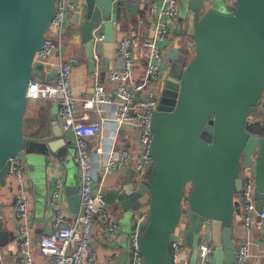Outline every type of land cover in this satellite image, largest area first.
I'll use <instances>...</instances> for the list:
<instances>
[{
	"label": "water",
	"instance_id": "water-1",
	"mask_svg": "<svg viewBox=\"0 0 264 264\" xmlns=\"http://www.w3.org/2000/svg\"><path fill=\"white\" fill-rule=\"evenodd\" d=\"M186 1L184 28L169 55V63L181 58L184 66L177 75L168 73L151 119V164L145 172L149 181L134 182L127 170L123 185L104 198L123 219L146 208L138 230L143 264H173L172 243L182 218L189 264H196L203 243L211 247L210 264H234L235 197L241 189L242 167L249 168L252 157L257 210L263 207L264 123L253 121L255 134L247 125L264 89V0H234L229 14L203 9L201 0ZM70 3L82 9L75 36L91 74L95 64L89 39L103 21V41L96 52L102 74L109 71L116 56L117 30L132 26L138 3ZM54 15L55 0H0V189L6 185L8 159L25 152L43 159L47 167L51 160L62 161L63 151L75 148L59 129L54 104L49 135L40 139L24 135L29 83L33 78L51 81L55 74V69L45 74L43 66L34 63ZM65 194L74 218L78 189L66 186ZM3 232L0 227V241ZM126 260L124 248L118 264Z\"/></svg>",
	"mask_w": 264,
	"mask_h": 264
},
{
	"label": "built area",
	"instance_id": "built-area-1",
	"mask_svg": "<svg viewBox=\"0 0 264 264\" xmlns=\"http://www.w3.org/2000/svg\"><path fill=\"white\" fill-rule=\"evenodd\" d=\"M207 3L208 1L201 0V7L207 9ZM74 8L82 10L80 4H71L70 0H55L54 18L44 43L34 58V63L43 66L45 74L50 68L55 69V74L51 81L33 78L26 95L28 104L47 101L56 105L59 129L63 137L75 145L73 162L79 176V209L74 218L65 215V180L62 176L58 177L50 186L46 201L52 213L51 218L35 242L33 201L29 195V181L23 173V158L19 154L8 159V190L5 197L10 207L6 221L15 235V264H33L35 247L43 264H98L97 256L91 249L95 228H100L108 240H114L120 229L104 198L102 184L94 187L95 173L103 179L112 172L123 176L130 170L131 180L136 182V177L145 173L151 164L150 123L158 106L160 86L176 39L174 30L179 15L178 0L149 1L147 13L152 34L141 43L138 50L126 32L116 37L114 50L117 57L115 56L111 69L105 72L108 85L99 80L102 70L100 57L96 52L98 44L103 41L100 33L103 21L93 28L89 39L95 64L93 87L90 96L82 100V110H79L71 85L72 72L78 59L71 57L63 60L59 55L58 62L48 66V61L63 43L65 31L71 23L70 12ZM138 65H142V71H138ZM257 111L264 117V89ZM107 127L111 128V132L104 138L101 133ZM122 132L125 137L120 141ZM130 140L136 142L134 149L129 144ZM10 178L14 181V191L11 190ZM240 179L241 189L235 200L241 209L242 226L251 231L255 221H259V238L262 244L259 259L260 264H264V196L263 207L259 212L255 199L253 157L249 168L242 167ZM146 216L145 207L133 216L126 264H143L138 250V230ZM184 227L185 220L182 218L172 243L173 264H187L184 254L188 249L182 242ZM210 251V245L201 244L196 264H210ZM249 257L248 244L243 243L235 248L234 264H245Z\"/></svg>",
	"mask_w": 264,
	"mask_h": 264
},
{
	"label": "crops",
	"instance_id": "crops-1",
	"mask_svg": "<svg viewBox=\"0 0 264 264\" xmlns=\"http://www.w3.org/2000/svg\"><path fill=\"white\" fill-rule=\"evenodd\" d=\"M150 0H136L138 3V13L133 20L132 26L120 27L116 37L121 36L123 32H126L133 42L135 49L138 50L139 46L142 42L149 39L152 34L151 26H150V17L147 13V5ZM79 3V2H78ZM81 11L78 9H72L70 12L71 23L67 27L64 37L63 43L60 47H58V51L56 54L48 61V66L54 65L58 62V57L61 55L63 60H67L71 57H76L78 59L77 66L73 69L71 76V85L73 92L78 100L77 105L79 110L81 109L82 100L86 97H89L92 93L93 87V76L88 72L87 62L84 58L82 47L79 45L77 37L75 36V28L78 25V21L80 18ZM175 27V37L177 34L183 31L184 23L183 21L177 20ZM49 67L46 68L48 70ZM52 69V68H50ZM107 73L103 72L99 75L100 82L104 83V85H108L107 83ZM31 106V112L36 113L38 124L34 128L30 129L29 138L32 139H40L42 137H46L50 133V111L52 109V104L47 101H40L36 104H28ZM262 116L258 113L257 117ZM254 119V118H253ZM109 131L111 132V128L107 127V129L103 130L101 135L105 138L109 135ZM129 144L131 148L134 149L136 147L135 140H130ZM93 154V152H91ZM72 156V161H73ZM69 160V157H68ZM59 160L54 161L51 160L47 167H45L44 175L42 181V185L40 183L39 193L41 197L44 199V204L41 208V215H37L36 208V199L32 194L34 190V186L30 180V191L31 199L33 201V215L35 217V228H34V239L37 241V236L39 234L36 225L43 224L42 231L45 229L47 223L51 218V210L47 205V198L50 190V186L52 183L60 176H62L65 180L66 186H74L78 189V176L74 177L72 181L68 182L69 179V169L71 168L70 160L69 161ZM74 164V163H73ZM32 166L29 168L31 169ZM96 168V166H95ZM32 170V169H31ZM125 174L123 176L118 173H110L101 179V176L95 173V182L94 187H96L99 183L102 184L104 195L108 191L112 189L119 188L123 185L125 180ZM6 191L3 193L4 202H0V217L4 218L5 215L8 214L9 209V201L5 197ZM66 195V194H65ZM67 204V203H66ZM238 206V205H237ZM110 210L112 211L117 225L120 229L119 234L114 240H108L101 233L100 228H95L94 230V238L91 245L92 251L95 252L97 256L98 264H118L119 259L121 257V253L124 248H127L129 233H122V229L119 225L118 218L120 215L116 212L114 206L109 205ZM40 210V209H39ZM64 213L67 217L71 216L69 212L68 206L66 205L64 208ZM72 217V216H71ZM8 226V223H6ZM9 227V226H8ZM260 223L258 220L255 221V226L251 231H247L242 226V213L241 209L238 206V211L235 212L233 221H232V240L237 248L240 244L246 243L249 247L250 257L245 264H260L259 254L262 251V244L260 241ZM15 251H16V240L13 241L12 247H5L4 252L2 254V264H15ZM190 251L187 250L184 254V259L189 264ZM43 259L38 255L37 248L34 250V261L33 264H43ZM126 264V263H125Z\"/></svg>",
	"mask_w": 264,
	"mask_h": 264
},
{
	"label": "rangeland",
	"instance_id": "rangeland-1",
	"mask_svg": "<svg viewBox=\"0 0 264 264\" xmlns=\"http://www.w3.org/2000/svg\"><path fill=\"white\" fill-rule=\"evenodd\" d=\"M206 1H208L207 5H205V8H207V9H213L215 11H219V12H222L225 14L231 13L230 8L233 6V1H231V0H206ZM227 7H229V8L227 9ZM187 11H188L187 1L186 0H178V13H179V15H178L177 20L183 21V19L185 18L186 14H187ZM188 31L191 32V23L189 24ZM183 66H184V63H183L182 59L179 58L178 60H175L173 63H169L167 70L168 71L169 70L176 71ZM137 69H138V71H142V65H138ZM161 88H162V84L160 86V89ZM257 115H258V111L255 110V112L252 114V117L250 118L249 123L247 125V131L251 134H255L257 132L252 127L254 120H260L257 117ZM30 122H32V123L30 124ZM38 122L39 121L37 119V115H36L35 111L31 112V106L27 105V109H26L25 116H24V135L26 137H28L30 135V132H31L30 129L37 126ZM124 137H125V133L122 132L120 137H119V140L120 141L123 140ZM63 152H64L63 160L67 161L68 157L70 160L71 168L69 169L70 172L68 173L69 174L68 176L70 179L68 182H70V181H72V179H74V177L78 176V169H77L75 163L72 161V156L75 154V148L74 149H67ZM20 156L23 158L22 161H23V164L25 166V169L23 172L24 177L26 178L27 181L30 180L34 186V190L32 191V194L34 195V197L36 199V208H38V209H35V211H37V215L39 216L42 214L41 208L44 204V199L41 197V195L39 193L40 183L42 185L41 180L43 179L44 170H45V167L43 165V159H35L34 157L28 155L25 152H22L20 154ZM30 166H33L34 169L31 170L29 168ZM136 178H137L136 182H148L149 181V178L145 176V173H142L140 176H138ZM10 182L12 184L11 190L14 191L15 187H14V181L12 178H10ZM65 187H66V185H65ZM7 190H8V186H7V178H6L5 187L3 189L2 188L0 189V202L1 203L5 201V199L3 198V193H4V191H7ZM30 196H31V194H30ZM236 211H238L237 204H236ZM132 217H133V215H131L125 219L121 218L120 216L117 217L119 225L122 229V233H125V232L129 233L132 231ZM6 223H7L6 215L4 218L0 217V227L4 231L2 238H1V241H0V246L4 247V248L5 247L11 248L13 245L15 235H14V231L11 228H9ZM36 227H37L38 232L39 231L41 232L43 224H37ZM2 263H3L2 254H0V264H2Z\"/></svg>",
	"mask_w": 264,
	"mask_h": 264
},
{
	"label": "flooded vegetation",
	"instance_id": "flooded-vegetation-1",
	"mask_svg": "<svg viewBox=\"0 0 264 264\" xmlns=\"http://www.w3.org/2000/svg\"><path fill=\"white\" fill-rule=\"evenodd\" d=\"M190 57V56H189ZM188 61V60H187ZM180 69V68H179ZM178 69V70H179ZM178 70H176V71H171V70H167V72H166V74H165V76H164V78H163V80H162V88L160 89V91H159V98H160V96H161V94H162V90H163V84H164V82H165V79H166V77H167V75H168V73L171 71L173 74H175V75H177V73H178Z\"/></svg>",
	"mask_w": 264,
	"mask_h": 264
},
{
	"label": "trees",
	"instance_id": "trees-1",
	"mask_svg": "<svg viewBox=\"0 0 264 264\" xmlns=\"http://www.w3.org/2000/svg\"><path fill=\"white\" fill-rule=\"evenodd\" d=\"M258 118L264 123V117H263V116H259ZM260 120H259V121H260ZM31 123H32V122H30V124H31Z\"/></svg>",
	"mask_w": 264,
	"mask_h": 264
}]
</instances>
